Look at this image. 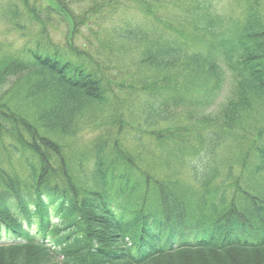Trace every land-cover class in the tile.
Instances as JSON below:
<instances>
[{
    "label": "trees",
    "instance_id": "1",
    "mask_svg": "<svg viewBox=\"0 0 264 264\" xmlns=\"http://www.w3.org/2000/svg\"><path fill=\"white\" fill-rule=\"evenodd\" d=\"M232 9L0 0L34 34L0 42V264H264V0Z\"/></svg>",
    "mask_w": 264,
    "mask_h": 264
},
{
    "label": "rangeland",
    "instance_id": "2",
    "mask_svg": "<svg viewBox=\"0 0 264 264\" xmlns=\"http://www.w3.org/2000/svg\"><path fill=\"white\" fill-rule=\"evenodd\" d=\"M236 0H213V7L216 11L221 13H229L233 8ZM61 29V28H60ZM57 34V31H56ZM34 34L23 36L21 32L13 30L7 23L0 21V42L5 45H11L13 48H19L23 44L30 42ZM222 65V63H221ZM212 83V82H211ZM209 83V85L211 84ZM234 77L224 68L223 77L219 87L215 86L214 89L207 90L209 85L198 88L193 94L195 104L191 106L190 113H192L194 119L199 118H212L214 115L221 114L222 109L226 105V101L231 98L235 89ZM217 118V117H216ZM84 139L90 140V136L86 134ZM78 143L83 144L82 138H78ZM229 145L225 146L223 150L218 153V157L224 159L232 158L230 153H233V149H228ZM181 179L183 182H192L191 174L187 169L181 170ZM5 236H0V244L4 243Z\"/></svg>",
    "mask_w": 264,
    "mask_h": 264
}]
</instances>
